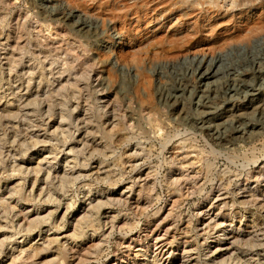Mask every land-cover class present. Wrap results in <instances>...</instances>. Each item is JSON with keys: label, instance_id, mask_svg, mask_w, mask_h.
Segmentation results:
<instances>
[{"label": "rangeland", "instance_id": "1", "mask_svg": "<svg viewBox=\"0 0 264 264\" xmlns=\"http://www.w3.org/2000/svg\"><path fill=\"white\" fill-rule=\"evenodd\" d=\"M207 3L0 2V196L8 199L20 185L23 195L10 200L19 202L16 212L34 219L54 211L61 223L29 239L15 235L0 264H53L62 245L69 264H257L264 248L253 235L209 257L198 230L208 215L222 213L229 224L251 226L252 200L264 189L256 181L264 174V133L225 149L191 125L198 118V66L216 71L235 48L231 65L263 60L264 18L242 23L245 6L215 11ZM182 83L188 88L180 111L166 97ZM38 163L41 179L49 168L70 174L67 182L51 178L40 186L63 207L33 190ZM98 200L103 207L92 222L77 224ZM12 232L0 230V241ZM45 237L60 243L28 259L20 255Z\"/></svg>", "mask_w": 264, "mask_h": 264}, {"label": "bare ground", "instance_id": "2", "mask_svg": "<svg viewBox=\"0 0 264 264\" xmlns=\"http://www.w3.org/2000/svg\"><path fill=\"white\" fill-rule=\"evenodd\" d=\"M0 2H3V0H0ZM207 4L211 6V8H214L215 11L220 10L225 6V4L228 7L230 6L232 11L240 6H242V8L245 6V9L243 8V14L239 17L242 19V23H249L258 16L264 18V0H208ZM210 12L208 13L211 14L214 11ZM69 14L71 15L73 12H70ZM235 49H231L223 55L225 59H223L221 66H219L216 71L211 67L208 68V66H198V68L203 69V75L200 73V76H202V82L199 87L197 86L198 88L196 90L195 97L192 100V104L194 105L193 108H195V111L198 113V118L192 121L191 126L205 134L215 144H218L225 149L230 145L237 143L252 142L264 133V59H258L257 56H253L251 68H248L247 66L238 68L237 66L231 65L232 62H230V58H232L235 54ZM203 82L205 83L203 84ZM187 88L186 84L180 85L179 90L170 93L166 97L167 103L171 102L176 109L183 111V96ZM249 112L256 114L257 118H249ZM36 142H38V139L35 140V143ZM55 160L59 161L57 158H55ZM61 171L62 174L61 172H52L49 168L47 173L43 174L44 179H41L39 178V174L43 171L40 163L37 164L35 170H31V172L36 174L35 180L32 183L33 190L34 188H37L36 190L39 191V196L45 194L48 202L53 201V203L58 204L59 207L63 205L62 200L58 199V197H51L49 195L50 193H48L49 191H47L48 189L44 190L42 189L43 187L40 186L45 183L47 184L51 178L58 179L60 183L67 182L70 174L66 170H64V172L63 170ZM256 178L258 183L257 187L263 188L261 185L264 184V174H259ZM23 191L24 189L20 185H17L10 190L8 199L0 196V230L11 229L13 231L10 234L7 233L4 235V239L0 241V255L2 249L8 245L7 242L11 241L14 236L19 233L26 232L29 239L36 230H39L41 233L44 231L48 232L52 230L49 225L54 226L56 224L58 227L61 225V223L57 222L55 217L56 213H54V211L48 212V214L42 217L37 213V217L34 219H31V215L27 212L25 213L22 209L19 212H16L19 202L12 204L10 200L21 197L23 195ZM245 201H247V199ZM92 202L90 201L89 204L91 205L88 209H86L85 213L83 212L81 217L78 219L77 224L84 225L88 222H92V217L97 212L99 213V210L103 207L102 201H99L95 205L92 204ZM244 204H247V202ZM252 204L256 210V214H252L253 216L250 217L251 226H246L245 228L243 227L242 221L229 224L223 213L215 217L208 215L210 217L206 219L205 224H202L204 226L200 229L198 228V236L204 238L203 245L205 247V255L207 254V256H209L211 254L212 256L215 255V257L218 256L221 254L224 246H235L234 244L243 242L244 235H253L251 239H254L253 241H255V246L257 245V248H264V189L261 191V194L259 193V195H255V199L252 200ZM66 207V212L62 216V220L66 217L65 215L68 212V206ZM228 216L235 217V214L231 213ZM45 225H48L49 228L46 229ZM247 227L248 229L256 228L257 230L255 234L253 230L247 232ZM61 229L62 228L59 230ZM218 233L220 235H218ZM255 235L257 236L255 237ZM222 236L230 243L222 241ZM53 243L59 244L60 239H49L48 237H45V241L42 246L33 247V244H27L26 248L21 250L20 255L28 259L31 256L38 255L39 253L48 250ZM9 244L12 245V242ZM31 248H33L32 251H30ZM211 255L209 257H211ZM234 257L236 258V256ZM210 259L211 261L209 264H215V259ZM228 261L226 260L223 261V263L220 262L218 264H226ZM256 262L257 264L264 262V250L256 254ZM51 263L69 264V262H66V260L63 259V245L61 247L58 246V258L53 259ZM169 264L187 263H179L178 260Z\"/></svg>", "mask_w": 264, "mask_h": 264}]
</instances>
